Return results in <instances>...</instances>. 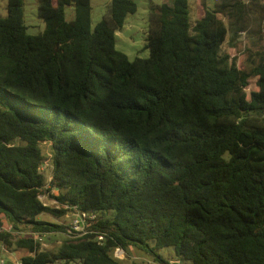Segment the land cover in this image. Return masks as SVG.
Listing matches in <instances>:
<instances>
[{
    "label": "trees",
    "instance_id": "1",
    "mask_svg": "<svg viewBox=\"0 0 264 264\" xmlns=\"http://www.w3.org/2000/svg\"><path fill=\"white\" fill-rule=\"evenodd\" d=\"M199 3L195 20L190 0L150 3L149 56L131 61L116 34L134 0H110L95 28L91 0H38L36 35L24 0H7L0 244L22 264H124L118 248L156 264H264V0ZM241 39L242 63L223 49ZM78 212L96 218L71 233Z\"/></svg>",
    "mask_w": 264,
    "mask_h": 264
},
{
    "label": "rangeland",
    "instance_id": "2",
    "mask_svg": "<svg viewBox=\"0 0 264 264\" xmlns=\"http://www.w3.org/2000/svg\"><path fill=\"white\" fill-rule=\"evenodd\" d=\"M137 4V12L135 14L129 15L126 19V23L122 30L118 31L116 34V49L120 52L125 53L128 58L132 61L136 58H147L149 56V51L145 48L147 43V32H148V16H149V5L150 3L161 4L163 0H134ZM110 0H91L92 6V28L98 24L103 15L105 14L106 7ZM208 8H213L215 0H205ZM6 5L7 0H0V14L6 15ZM202 5V4H201ZM190 7L192 13V19L195 20L198 16V11H201L202 6H200L199 0H190ZM38 0H24V17L25 23L28 27V32L31 35H36L45 30V22L38 17L37 9ZM66 17L68 20L74 18L73 8H66ZM247 44V40L241 39L240 43L236 48L229 47L228 44L223 46V49L229 52L232 56L238 58V62L242 63L245 56L244 46ZM253 86H250L248 91L253 90ZM43 155L46 157L45 169L48 179L51 178V148L49 143H42ZM43 201L49 203L45 196L42 197ZM52 204V203H50ZM53 220V219H52ZM70 220L67 218L65 225H70ZM75 220V219H74ZM72 220V221H74ZM72 224V222H71ZM5 229H9L5 225ZM84 230V227L77 226L74 227L69 232H80ZM66 235L63 233H57L51 235V237L44 236V241L41 243V250H52L56 248L62 242ZM135 253H130V256L124 253V257H120L124 264H132V262H140L141 264H156L154 261H148L147 258H134L138 257L139 251L134 250ZM24 251H7L3 249L0 244V264H19L21 263L20 257L24 255ZM141 254V253H140ZM160 254L165 258L173 255V250L171 248H164L160 250ZM151 259V258H150Z\"/></svg>",
    "mask_w": 264,
    "mask_h": 264
},
{
    "label": "built area",
    "instance_id": "3",
    "mask_svg": "<svg viewBox=\"0 0 264 264\" xmlns=\"http://www.w3.org/2000/svg\"><path fill=\"white\" fill-rule=\"evenodd\" d=\"M96 218V215L95 214H86V213H76L75 214V217H74V221H72V224H71V229H74V227H77V226H82L84 227L85 223H88V224H91V221L94 220ZM83 231V230H82ZM100 240H103V237L100 236L99 237ZM38 240L42 243L43 242V237H38ZM124 251L122 249H117L114 253L115 257L119 258L120 257H124ZM19 264H22V263H19ZM169 264H183L181 262V260L179 259H172L169 261Z\"/></svg>",
    "mask_w": 264,
    "mask_h": 264
},
{
    "label": "crops",
    "instance_id": "4",
    "mask_svg": "<svg viewBox=\"0 0 264 264\" xmlns=\"http://www.w3.org/2000/svg\"><path fill=\"white\" fill-rule=\"evenodd\" d=\"M131 253L132 254H134L135 253V251L133 250V251H131ZM139 253V255H138V257H134V258H141V259H144V258H147L146 257V255H144V254H142L141 252H138ZM141 253V254H140ZM148 259V261L150 262V258H147ZM153 261V260H152Z\"/></svg>",
    "mask_w": 264,
    "mask_h": 264
}]
</instances>
